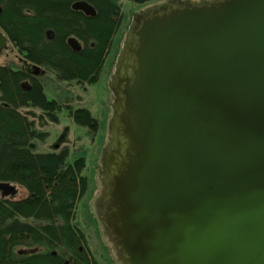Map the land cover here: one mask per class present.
I'll use <instances>...</instances> for the list:
<instances>
[{
	"label": "water",
	"instance_id": "95a60500",
	"mask_svg": "<svg viewBox=\"0 0 264 264\" xmlns=\"http://www.w3.org/2000/svg\"><path fill=\"white\" fill-rule=\"evenodd\" d=\"M172 5L129 30L103 221L124 264H264V0Z\"/></svg>",
	"mask_w": 264,
	"mask_h": 264
},
{
	"label": "trees",
	"instance_id": "16d2710c",
	"mask_svg": "<svg viewBox=\"0 0 264 264\" xmlns=\"http://www.w3.org/2000/svg\"><path fill=\"white\" fill-rule=\"evenodd\" d=\"M77 1L92 5L95 15L74 10ZM120 1L0 0V30L27 65L84 87L99 79L123 18ZM150 1L129 0L139 5ZM71 37L78 40L79 51L68 45ZM25 72L0 65V182L16 188L14 195H0V264H99L75 224L77 205L88 188L85 158L69 162L67 147L33 152L30 142L47 135L19 109L38 108L54 123L65 109L92 137L98 121L87 108L49 100L41 81ZM22 189L27 195L17 198Z\"/></svg>",
	"mask_w": 264,
	"mask_h": 264
},
{
	"label": "rangeland",
	"instance_id": "374dc122",
	"mask_svg": "<svg viewBox=\"0 0 264 264\" xmlns=\"http://www.w3.org/2000/svg\"><path fill=\"white\" fill-rule=\"evenodd\" d=\"M180 1L200 3L205 0H152L141 5L130 3L129 0H121L120 5L123 11L121 25L114 37L99 79L94 84H84L83 87L77 85L75 81L61 82L54 74L37 69L36 73L39 74L43 91L49 100H55L73 108L89 109L91 115L98 121V132L94 137L86 127L77 125L65 109L59 112L57 123L50 121L38 108L19 109L22 115L34 121L37 130L47 135L44 140L33 139L30 142L29 148L33 152H57L67 147L69 162L79 156L85 158L86 167L83 173L88 179V188L77 205L75 224L86 235L91 252L99 264H124L103 221L104 208H97L108 189L111 175L115 173L119 160L117 152L121 148L120 154H122L123 149L120 146L122 142L120 124L117 122L120 108L116 102V94L110 88V86L114 87L112 76L116 69L120 76L125 75L127 69L124 71V65H130V60L125 59L124 55L125 39L127 32L137 19L162 7H168L171 3L175 6L174 3ZM118 62L123 64L120 68L117 65ZM0 65L10 66L13 69L24 68L26 71L33 70V66L27 65L22 60L9 40L7 48L0 51ZM26 195V191L22 189L17 198ZM105 236H109V243L106 242Z\"/></svg>",
	"mask_w": 264,
	"mask_h": 264
},
{
	"label": "flooded vegetation",
	"instance_id": "af4514ba",
	"mask_svg": "<svg viewBox=\"0 0 264 264\" xmlns=\"http://www.w3.org/2000/svg\"><path fill=\"white\" fill-rule=\"evenodd\" d=\"M0 10H1V8H0ZM49 36V35H48ZM51 36V35H50ZM136 39V36H135V34H133L132 32H127V34H126V39H125V48H124V55H125V59H128V60H130V65H124V71L126 70V72H125V75H123V76H120L119 75V72H118V70L116 69V71H115V74H113V76H112V78H113V84H114V87H111L110 86V88H111V90H114V92L113 93H115L116 94V102H117V105H118V108H121V106L124 104V102H123V95H122V92H123V90H124V85H125V81H126V79L128 78V76L129 77H131V75H132V70H131V66H133L134 65V61H135V58L133 57V55L130 53V51H131V49H132V47H133V45H135V43H134V40ZM71 48V47H70ZM118 67L120 68L121 67V65H123L122 63H120V62H118ZM31 66H33V70L32 71H30V70H27L25 73L28 75V76H30V77H32V78H36V79H38L39 80V77H38V75L39 74H37L36 73V71H38L37 69H42V68H40V67H38V66H35V65H31ZM45 73L46 72H49V71H46L45 69H42ZM50 73H52V74H54L53 72H50ZM55 76V75H54ZM56 77V76H55ZM121 96V97H120ZM121 100H122V105H121ZM42 113H43V111H41ZM44 114V113H43ZM45 115V114H44ZM120 129H121V126H120ZM122 133V132H121ZM121 133H120V135H121ZM99 207H101V201H99V204H98V206H97V208H99Z\"/></svg>",
	"mask_w": 264,
	"mask_h": 264
}]
</instances>
